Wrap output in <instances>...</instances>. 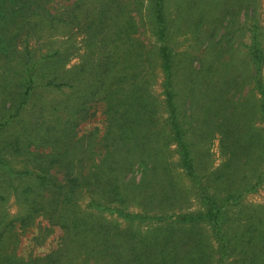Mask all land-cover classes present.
<instances>
[{
	"label": "rangeland",
	"instance_id": "374dc122",
	"mask_svg": "<svg viewBox=\"0 0 264 264\" xmlns=\"http://www.w3.org/2000/svg\"><path fill=\"white\" fill-rule=\"evenodd\" d=\"M25 2L30 5L11 13ZM155 4L0 0V44L11 43L8 52L0 47V138L43 135L48 126L57 136L70 119L72 134L63 140L64 150L70 147L64 155L74 158L70 166L97 173L106 186L93 193L98 201L142 216L83 212L85 234L41 215L29 226L15 222L5 242L17 256L59 250L63 263L102 264L108 251L116 264H264V94L256 82L260 68L264 86V59L258 66L252 56L255 36L264 51V0L163 2L175 120L194 175L181 162L176 123L162 93ZM112 80L109 100L116 105L110 113L104 83ZM25 144L39 155L52 151L50 143ZM9 158L15 172L32 169L23 156ZM67 165L55 163L52 172L59 170L61 179ZM26 177L0 169L2 219L19 210L7 183ZM109 185L118 186L121 200ZM204 195L222 207L221 239L210 220L179 218L206 213L211 204Z\"/></svg>",
	"mask_w": 264,
	"mask_h": 264
},
{
	"label": "trees",
	"instance_id": "16d2710c",
	"mask_svg": "<svg viewBox=\"0 0 264 264\" xmlns=\"http://www.w3.org/2000/svg\"><path fill=\"white\" fill-rule=\"evenodd\" d=\"M164 0H156L155 4V20L159 26V37L162 41V45L160 47L161 58H162V71H163V82H162V93L165 96V103L170 108L171 116L174 117L173 121L176 130L177 141L179 142V146L181 148L183 166L188 171L189 175H194V165L190 159V153L188 151V145L183 142L181 136V129L179 124L175 120V106L173 103V72H172V60L169 48L164 43L165 36V27H164ZM30 4L27 2L21 4V6L17 9L14 7L11 9V13L16 14L18 11H21L28 7ZM10 42H2L0 47L2 50L8 52L7 50L10 48ZM252 56L255 63L258 66L263 63L264 59V51L260 48V42L258 41L257 36L254 37L253 46H252ZM110 70L106 68L102 73L104 79L109 75ZM31 81V80H30ZM50 80L48 83H52ZM256 82L258 88L264 94V86L261 84L260 80V68L256 74ZM68 84V83H66ZM112 84H115L114 81L108 85H105V97L104 99L107 101V111L112 112L113 107L116 105L115 100H109L110 93L114 90L111 87ZM30 89L27 88L26 94H29ZM24 103H20L16 108L17 114L20 112L19 109L23 106ZM119 110L116 108L114 113H118ZM10 120L6 125H8ZM71 120L65 122L64 126L61 128V132L57 136H50L49 126L48 131L45 130V134H27L20 133L18 135L13 136L11 139L9 138H0V169H10L12 174H26L27 177L21 180L18 184L13 183L11 180L7 183L6 190L10 195H13L17 204L19 205L18 214L15 215L12 219L8 220L6 216L2 219L0 216V264H70L63 263L61 261V254L59 250H54L45 256H36L30 258H23L17 256L15 253L10 252L8 248H6L5 240L8 237H11L12 232L15 228V222H19L20 226L25 227L29 226L33 223L37 216H45L48 220L53 224H58L65 229H70L77 231L79 234H85L87 229L89 228V224L87 225L85 222H82V213L87 212L93 209H98L102 211H110L118 213L120 216L135 219L142 217L139 214L126 213L124 210L110 208L106 204L98 201L93 193L98 191H103L106 189V186H102L99 179H97V173L94 170H89L87 172L84 171H76L73 166H70L73 159H68L64 153H66L70 147L63 148V140L66 136L70 137L72 134L71 130L68 129L70 126ZM4 125H0L3 128ZM1 136V132H0ZM22 136H26V138H22ZM29 137V138H28ZM23 141L29 142V145H34L35 148H40L47 143H50L52 146V151L47 155H39L38 152L27 150V146L23 145ZM25 151L27 155H25ZM23 156L26 159V162L31 163L32 169H26L23 172H15L13 168H10L9 163L11 158L9 156ZM67 163L65 166V170L63 171V177L61 179L58 178L57 173L59 170L55 169L54 172L52 170L55 167V163ZM13 178V175H12ZM26 181V185L22 186V182ZM107 189L112 192L116 197L120 200L122 199L118 190V186L109 185ZM83 196V200L82 199ZM89 197L87 202L85 198ZM204 198L207 202H209L210 208L206 213H200L196 215H182L179 218L186 221H196L208 219L213 222L214 227L216 228V236L218 239L220 238V217L222 207H217L216 199L214 197H210L208 195H204ZM83 228V229H82ZM82 229V230H81ZM97 236V235H95ZM108 249V247H107ZM230 252L228 248V243L226 240L222 242L221 245V253L223 257H226V254ZM103 257L101 258L102 264H116V257L114 253H109L108 251L102 253ZM106 258L108 260H106Z\"/></svg>",
	"mask_w": 264,
	"mask_h": 264
}]
</instances>
